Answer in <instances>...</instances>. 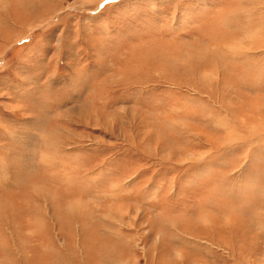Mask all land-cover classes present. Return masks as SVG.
Segmentation results:
<instances>
[{
    "label": "rangeland",
    "instance_id": "obj_1",
    "mask_svg": "<svg viewBox=\"0 0 264 264\" xmlns=\"http://www.w3.org/2000/svg\"><path fill=\"white\" fill-rule=\"evenodd\" d=\"M0 264H264V0H0Z\"/></svg>",
    "mask_w": 264,
    "mask_h": 264
},
{
    "label": "bare ground",
    "instance_id": "obj_2",
    "mask_svg": "<svg viewBox=\"0 0 264 264\" xmlns=\"http://www.w3.org/2000/svg\"><path fill=\"white\" fill-rule=\"evenodd\" d=\"M60 180H61V179H60ZM67 184H68V182H67ZM85 184H86V183H85ZM69 185H70V184H69ZM78 187H79V186H78ZM78 191H79V190H78ZM80 191H81V190H80ZM107 217H108V216H107ZM105 218H106V217H105ZM114 219H115V218H114ZM111 222H112V219H111ZM113 222H114L113 225H115V227H116V224H115V223H116L117 221H113ZM113 230H115V229H113Z\"/></svg>",
    "mask_w": 264,
    "mask_h": 264
}]
</instances>
